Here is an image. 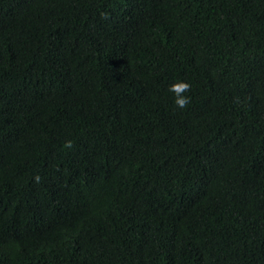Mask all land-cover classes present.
I'll return each mask as SVG.
<instances>
[{"label":"trees","instance_id":"obj_1","mask_svg":"<svg viewBox=\"0 0 264 264\" xmlns=\"http://www.w3.org/2000/svg\"><path fill=\"white\" fill-rule=\"evenodd\" d=\"M9 225L0 264H264V0H0Z\"/></svg>","mask_w":264,"mask_h":264},{"label":"clouds","instance_id":"obj_2","mask_svg":"<svg viewBox=\"0 0 264 264\" xmlns=\"http://www.w3.org/2000/svg\"><path fill=\"white\" fill-rule=\"evenodd\" d=\"M168 90L171 93H173V95L175 97L174 103L178 108L184 109L189 105L190 97L185 95V93H187L191 90V84L190 83H188L187 81H176L169 86ZM66 147H71L70 141L66 144ZM35 180H36V182H39L40 177L36 176ZM9 229H10V225L4 229L5 235L4 236L0 235V243H1L0 244V256H2V257L8 256V257L13 258L14 255L10 251V249L21 246L25 241L24 240H18V238L21 237L18 235H14V236L10 237L9 236Z\"/></svg>","mask_w":264,"mask_h":264}]
</instances>
